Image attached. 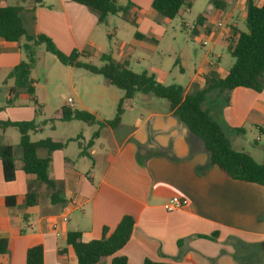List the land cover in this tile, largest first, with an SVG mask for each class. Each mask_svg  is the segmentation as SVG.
I'll return each instance as SVG.
<instances>
[{"label": "crops", "instance_id": "0c3cea01", "mask_svg": "<svg viewBox=\"0 0 264 264\" xmlns=\"http://www.w3.org/2000/svg\"><path fill=\"white\" fill-rule=\"evenodd\" d=\"M187 1L189 5L184 6L188 9L192 0ZM252 1L255 5L261 4V0ZM128 2L132 17L128 20L133 23L127 20L126 23L133 28V37L130 43L119 39L116 50L107 54L114 61H125L130 69L131 59L139 65L145 64L152 42L160 40L162 20L153 13L156 11L152 0H125L119 5ZM247 2L231 0L222 7L215 6V10L226 11L235 21L244 16L245 25ZM14 4L22 6L20 15L25 28L30 33L49 37L61 52L69 54L76 50L80 56L95 58L106 54L105 47L94 36L98 25L96 14L85 6L72 0H41V3L0 0V6ZM235 21L226 32L215 35L214 45L218 42L227 49L235 30H240ZM195 29L194 26L192 31ZM22 42L23 39H0V122L34 121L37 132L48 121L39 119L38 115L46 106V99L41 97L46 77L39 84L30 77L36 103L28 94L20 92L7 104L11 100L9 87L13 84V79L7 76L25 57ZM212 49L213 46L207 55L213 59L202 58L186 86L181 85L184 94L201 90L211 75L223 78L233 64L227 60L221 66L222 53ZM174 64H180V71L184 69L179 58ZM96 76L101 78H95V84L86 89L90 92V103H83L73 87L75 105L84 107L80 110L92 113L98 121H107L110 119L102 109H115L122 92L114 90L103 76ZM73 107L72 100L69 108ZM203 107L221 126L233 148L253 157L246 149L247 135L252 129L264 134V88L256 92L239 86L227 94L212 91L207 94ZM61 109L50 120L71 123L73 120H61ZM122 109L119 124L96 128L98 135L88 147L91 137L86 140L80 131L47 136L55 142H64L63 147L50 152L48 173L55 183L54 190L23 171L21 148L13 147L15 177L12 181L3 179L0 161V238H7L9 242L7 252L0 255V264H25L26 249L33 240L42 244L43 264H76L73 249L66 242L67 232L80 231L84 242L99 239L103 228L108 229L109 235L123 215L133 218V229L129 240L113 256L126 257V264H141L146 258L175 264H238L232 256L234 240L252 248L260 244L261 251H257L251 264H264V186L232 179L209 164L202 141L169 111L167 102L141 94L125 101ZM8 128L0 129V139L13 146L5 139ZM51 128L56 129L54 124ZM82 148L89 157L80 155ZM38 155L45 156L46 150L39 149ZM255 160L264 163V160ZM28 190L37 194L31 206L25 205ZM8 196L14 197V205L7 206ZM172 196L186 198L188 205L167 211L164 204ZM214 232L217 235L213 239L199 237L211 236ZM110 261L108 257L98 264H111Z\"/></svg>", "mask_w": 264, "mask_h": 264}, {"label": "trees", "instance_id": "16d2710c", "mask_svg": "<svg viewBox=\"0 0 264 264\" xmlns=\"http://www.w3.org/2000/svg\"><path fill=\"white\" fill-rule=\"evenodd\" d=\"M41 3V0H36ZM83 5L96 14L98 23H105L110 15L119 13L127 14L130 3L121 6L117 0H72ZM214 6L222 7L231 0H210ZM189 5L187 0H152V8L160 15L172 19L182 6ZM22 6L19 4L0 6V39L6 41H20L23 39L21 49L25 59L21 60L9 72L7 78L13 79L9 87L12 101L20 92H24L36 103L34 99L33 81L30 78L31 69L36 64V47L43 45L45 51L51 53L63 65L79 67L91 74L101 75L112 85L117 87L122 96L118 100L114 117L107 121H98L95 116L80 109L62 107L61 120H78L89 125L96 124L98 128L103 126L116 127L121 119L122 106L125 101L133 99L137 93L151 94L168 103L169 111L185 124L190 133L198 137L204 150L209 155V164L217 166L225 175L232 179L253 182L264 186V163L257 162L249 153L233 148L231 141L225 135L221 126L214 121L209 110L203 107V102L208 93L217 91L227 94L235 87H245L256 92L264 88V0L260 5H255L248 0L246 7L245 27L246 31L235 30L234 38L227 43V50L234 61L223 78L214 75L207 77L206 84L201 90L184 94V88L178 84L165 85L157 81L153 75L146 71L134 72L128 68L127 63L117 62L109 54H102L100 65H94L79 59V52L73 50L69 54L61 52L44 34L30 33L23 23L20 15ZM127 21V18H125ZM130 23H133L130 21ZM135 36H139L135 33ZM231 36V35H229ZM229 39V37L227 38ZM227 103L225 97L224 104ZM14 127L19 133V146L22 153V169L27 174L34 175L35 179L49 189H55V183L50 178L48 168L50 164V152L63 147L64 142H55L49 137L32 140L31 134L36 131L37 124L34 121H4L0 122V129ZM242 131V129H236ZM98 129L92 133L87 147L98 135ZM80 146V144H79ZM39 149H45L46 155L40 157ZM80 155L90 156L85 149L80 150ZM0 161L2 164L3 179L12 181L15 177L13 146L3 143L0 139ZM37 194L28 190L25 194V205L31 206L36 202ZM14 197L8 196L5 201L7 206L14 205ZM264 216V213H263ZM26 217V216H24ZM26 223V219L25 222ZM134 220L130 215H123L112 232L107 235L106 227L102 230V236L88 242L82 240L80 231L71 230L66 234V242L73 249L76 264H98L111 257V264H126L124 256H113L130 238ZM24 229L21 230L23 232ZM217 232L211 236L216 237ZM8 239L0 238V255L8 250ZM234 249L232 256L238 264H251L256 259L257 251H261L260 244L252 248L246 243L232 241ZM25 264H43V248L39 240H33L26 249ZM141 264H175L163 261L144 259Z\"/></svg>", "mask_w": 264, "mask_h": 264}, {"label": "rangeland", "instance_id": "374dc122", "mask_svg": "<svg viewBox=\"0 0 264 264\" xmlns=\"http://www.w3.org/2000/svg\"><path fill=\"white\" fill-rule=\"evenodd\" d=\"M124 2L125 0H117L118 4ZM153 13L157 14L162 20L159 22V27L162 30H160V40L152 42L153 48L146 55L145 64L139 65L133 59L130 60L129 67L132 71L137 73L146 71L165 85L180 84L185 87L202 58L208 56L209 59H213V56L207 55V51L212 46V52L219 51L222 53L221 66H224L227 60L234 61L225 46L220 45L218 42L214 45L213 40L217 33L226 32L235 20L228 16L226 11L222 10L219 13L215 10V6L210 0H192L190 8L187 9L183 6L172 19L162 17L154 11ZM199 17L201 19L197 23ZM125 18H132L129 12L125 15L122 13L110 15L105 23H98L94 36L105 47L106 54L116 50L119 39L130 43L133 37V28L126 23ZM218 21L222 22V26H217ZM235 22L240 30L246 31L244 16ZM192 26H195V32L192 31ZM203 40L206 41L204 45L202 44ZM177 58H179L184 68L182 71L179 69L180 64H174ZM79 59L94 65L102 63L100 58L90 56H79ZM30 77L38 84L46 77V85L41 93V97L46 99V106L41 108L38 115L39 119L48 120L42 125L40 131L31 134L32 139L64 133L74 134L78 131L83 134L86 140L92 137V132L98 128L96 126L77 120H73L69 124L61 123L60 121L50 120V118L61 107L67 105L68 97L74 102L72 109L84 108L79 104L75 105L77 102L73 87L83 103H90V92L86 89H88V85L95 84L93 81L95 78L101 77L88 73L79 67L72 69L66 67L56 60L51 53L45 51L43 45L36 47V64L31 69ZM112 88L117 92L120 91L115 86ZM140 95L141 93L136 94V96ZM148 95L152 96L151 94ZM157 99L167 102L165 99ZM36 108H38L37 105ZM102 111L108 119L111 120L114 117L115 109L104 107ZM53 124L56 127L55 130L51 128ZM7 132L6 141L11 142L15 150L20 149L18 131L14 127H9ZM247 140L249 143L246 144V149L251 151L255 159L264 160V134L252 129L248 132Z\"/></svg>", "mask_w": 264, "mask_h": 264}, {"label": "built area", "instance_id": "2783aa9c", "mask_svg": "<svg viewBox=\"0 0 264 264\" xmlns=\"http://www.w3.org/2000/svg\"><path fill=\"white\" fill-rule=\"evenodd\" d=\"M217 26H222V22L218 21ZM192 29H194V26H192ZM202 44H206V41L203 40ZM68 107H72V100L71 98L67 99ZM188 205V200L184 197L179 196H172L170 197L166 203L164 204V207L167 211H176L182 208H185Z\"/></svg>", "mask_w": 264, "mask_h": 264}, {"label": "water", "instance_id": "95a60500", "mask_svg": "<svg viewBox=\"0 0 264 264\" xmlns=\"http://www.w3.org/2000/svg\"><path fill=\"white\" fill-rule=\"evenodd\" d=\"M262 247L264 248V242H262Z\"/></svg>", "mask_w": 264, "mask_h": 264}]
</instances>
